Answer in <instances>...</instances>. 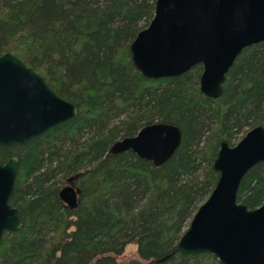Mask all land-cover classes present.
<instances>
[{"label": "trees", "instance_id": "1", "mask_svg": "<svg viewBox=\"0 0 264 264\" xmlns=\"http://www.w3.org/2000/svg\"><path fill=\"white\" fill-rule=\"evenodd\" d=\"M154 1L0 0V55L12 52L76 107L25 142L0 145V164L16 160L8 203L21 219L1 235L0 264H220L174 247L215 185L220 141L233 145L264 127V40L241 49L217 98L199 91V64L146 78L128 46ZM155 122L180 131L161 165L131 150L108 153ZM63 182L79 191L72 209L57 196ZM236 201L247 209L264 202V160L243 174ZM128 244L135 256L124 258Z\"/></svg>", "mask_w": 264, "mask_h": 264}, {"label": "water", "instance_id": "2", "mask_svg": "<svg viewBox=\"0 0 264 264\" xmlns=\"http://www.w3.org/2000/svg\"><path fill=\"white\" fill-rule=\"evenodd\" d=\"M264 40V0H155L153 14L137 31L128 50L133 66L149 79L177 76L199 64V91L212 98L222 92L225 74L242 48ZM75 105L58 96L44 79L12 52L0 55V145L21 144L75 115ZM180 142L177 126L155 122L114 141L108 153L131 150L165 162ZM264 160V127L248 129L233 145L220 141L212 161L217 180L198 205L175 250L208 252L220 264H264V202L247 209L236 201L243 174ZM16 160L0 164V238L21 226L8 204ZM79 191L69 182L57 196L69 209Z\"/></svg>", "mask_w": 264, "mask_h": 264}, {"label": "rangeland", "instance_id": "3", "mask_svg": "<svg viewBox=\"0 0 264 264\" xmlns=\"http://www.w3.org/2000/svg\"><path fill=\"white\" fill-rule=\"evenodd\" d=\"M234 142L236 143L237 140L235 139ZM66 184H68V183L67 182H63L61 186L66 185ZM134 250H135V245L134 244H128L125 247L124 252L122 253V257L130 258V257L135 256Z\"/></svg>", "mask_w": 264, "mask_h": 264}, {"label": "flooded vegetation", "instance_id": "4", "mask_svg": "<svg viewBox=\"0 0 264 264\" xmlns=\"http://www.w3.org/2000/svg\"><path fill=\"white\" fill-rule=\"evenodd\" d=\"M9 198V197H8ZM9 204V203H8ZM10 206V205H9ZM11 207H13V206H11Z\"/></svg>", "mask_w": 264, "mask_h": 264}]
</instances>
